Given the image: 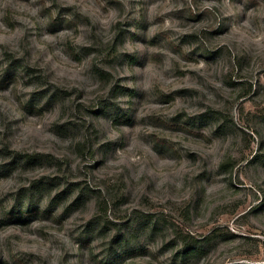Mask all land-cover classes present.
I'll use <instances>...</instances> for the list:
<instances>
[{
	"label": "rangeland",
	"instance_id": "374dc122",
	"mask_svg": "<svg viewBox=\"0 0 264 264\" xmlns=\"http://www.w3.org/2000/svg\"><path fill=\"white\" fill-rule=\"evenodd\" d=\"M0 264H264V0H0Z\"/></svg>",
	"mask_w": 264,
	"mask_h": 264
},
{
	"label": "trees",
	"instance_id": "16d2710c",
	"mask_svg": "<svg viewBox=\"0 0 264 264\" xmlns=\"http://www.w3.org/2000/svg\"><path fill=\"white\" fill-rule=\"evenodd\" d=\"M81 143H78V145ZM19 153V154H18ZM17 153V159H21L25 162H34L40 158V154L38 152H18ZM48 160L50 159H56L53 155L45 154L44 155ZM37 209V208H35ZM34 209L25 208L24 210H17L15 211V215H22V214H28L29 212H33ZM45 211V210H43ZM14 211H9L8 214H12ZM181 242L184 247V251L189 253L190 251H195L199 249L198 247V240L190 234H182L181 236Z\"/></svg>",
	"mask_w": 264,
	"mask_h": 264
}]
</instances>
